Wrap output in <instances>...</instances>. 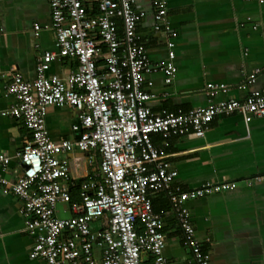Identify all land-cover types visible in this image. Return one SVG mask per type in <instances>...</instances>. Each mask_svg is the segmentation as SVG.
<instances>
[{"label": "built area", "instance_id": "obj_1", "mask_svg": "<svg viewBox=\"0 0 264 264\" xmlns=\"http://www.w3.org/2000/svg\"><path fill=\"white\" fill-rule=\"evenodd\" d=\"M55 52H44L35 65V78L17 73L4 90L16 103L6 112L22 120L31 140L14 158L20 172L0 175V195L21 203L25 231L32 239L31 260L45 264H167L164 221L150 194L166 192L169 205L195 264H211L190 220L186 203L237 187L236 182L206 183L195 189L174 185L177 172L169 155L155 146L193 135L201 138L216 117L239 115L246 123L264 118V91H252L244 100H226L187 113L155 114L154 96L146 76L162 72L170 84L177 72L176 32L167 15V0H155L154 31L167 40V62L152 65L136 33L146 16L134 0H47ZM35 31L39 26L34 27ZM56 58L76 61L67 78L48 74ZM261 70L247 81L254 84ZM227 92V86L209 83L208 97ZM71 108L78 124L77 139L52 141L46 117L50 108ZM87 155L98 163L85 181H76L66 155ZM10 159L0 154L5 173ZM264 183V175L244 180L246 187Z\"/></svg>", "mask_w": 264, "mask_h": 264}, {"label": "crops", "instance_id": "obj_2", "mask_svg": "<svg viewBox=\"0 0 264 264\" xmlns=\"http://www.w3.org/2000/svg\"><path fill=\"white\" fill-rule=\"evenodd\" d=\"M155 0H134L145 18L136 33L152 65L167 62L166 35L154 31ZM167 15L176 32L177 68L170 84L162 72L146 76L145 87L154 98L149 103L155 114L187 113L211 103L244 100L252 91H264V0H167ZM47 0H0V154L10 161L5 173L20 172L15 153L31 140L22 120L5 113L16 103L5 94V84L14 73L26 81L35 78L37 59L55 52ZM39 26L35 31L34 27ZM76 61L56 58L48 74L68 77ZM261 70L254 84L247 81ZM209 83L227 86V92L208 97ZM77 112L71 108L48 110L46 127L52 141H73L77 134ZM155 146L169 155L177 172L174 185L195 189L206 183L236 182L237 187L185 205L195 236L211 264H264V183L246 187L243 182L264 175V118L246 123L239 115L216 117L201 137L186 135L164 140L154 135ZM76 181H85L98 163L88 165L87 155L74 151L65 156ZM154 211L164 221L167 264H195L183 243V234L172 213L166 192L150 194ZM32 239L25 231L21 203L0 195V264H45L31 260ZM151 264L150 258H144Z\"/></svg>", "mask_w": 264, "mask_h": 264}, {"label": "trees", "instance_id": "obj_3", "mask_svg": "<svg viewBox=\"0 0 264 264\" xmlns=\"http://www.w3.org/2000/svg\"><path fill=\"white\" fill-rule=\"evenodd\" d=\"M82 182V181H79V183ZM153 209H154V206H153Z\"/></svg>", "mask_w": 264, "mask_h": 264}]
</instances>
